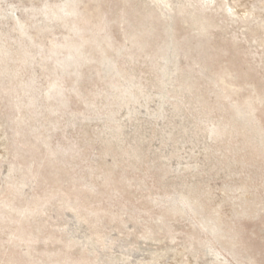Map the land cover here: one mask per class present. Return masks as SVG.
<instances>
[{
  "label": "rangeland",
  "instance_id": "rangeland-1",
  "mask_svg": "<svg viewBox=\"0 0 264 264\" xmlns=\"http://www.w3.org/2000/svg\"><path fill=\"white\" fill-rule=\"evenodd\" d=\"M0 264H264V0H0Z\"/></svg>",
  "mask_w": 264,
  "mask_h": 264
}]
</instances>
